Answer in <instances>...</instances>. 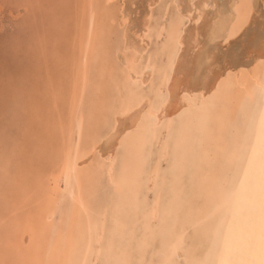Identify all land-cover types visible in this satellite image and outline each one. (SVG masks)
<instances>
[{"label": "bare ground", "instance_id": "obj_1", "mask_svg": "<svg viewBox=\"0 0 264 264\" xmlns=\"http://www.w3.org/2000/svg\"><path fill=\"white\" fill-rule=\"evenodd\" d=\"M156 1L147 0V6L151 7ZM112 2L114 0H104L105 7H109ZM251 2L252 0H229L228 5L227 3V6L225 5L227 8L223 7L227 9L226 14L215 8L217 0L188 2L184 7L183 16L190 19L192 26L183 34L180 18L170 22L165 43L167 62L158 70L159 81L155 85L152 80L155 65L149 62L141 64L142 53L147 49L150 38L148 24L150 13L149 11L146 13V22L142 24L144 28L135 31L134 37L139 45L130 39L126 40L123 46L121 61L125 75L118 81L121 86L116 84L115 87L121 97L118 98V107L112 112L114 124L110 132L98 133V130L86 134V144L83 146L77 136L80 133L79 121L75 112L71 113L70 121L73 123L77 120V123L74 122V125L70 123V133L78 129V134L75 135L78 141L72 143L73 150L69 151L67 160L63 157L65 164L61 170L57 169L60 170L59 175L51 179L54 184L52 194L36 210L35 221L26 223V226L23 224L26 228L21 230L12 227L11 237L15 246L13 254L22 259L20 264L22 261H25V264H90L102 255L105 257V264H129L130 241L140 221L142 236L137 243L145 248L149 234L155 236L157 234V238L160 237L162 241L160 259L157 262L147 261L145 264H172L178 258H183L185 264H264V42L260 40L248 50L250 60H247V63L225 62L226 64L216 71L213 69L216 67H213L214 63L209 61L214 59L217 45L212 47L211 44H205L206 40L210 43L218 39L228 42L240 35L239 32L254 13L255 5L252 6ZM262 5L264 7V0ZM178 7L183 9L181 3H178ZM208 8L214 9L210 11ZM100 12H105V8ZM110 14L106 10L104 16L112 22L114 14L112 12ZM121 21L124 24L128 17L124 14ZM84 46L85 51L87 43ZM126 51H130V54L127 55ZM85 58L83 57V62ZM204 62L208 65L205 71L197 76L199 68L195 66L201 68ZM148 82L154 85L151 89L154 93L151 96L153 98L146 96L139 89ZM72 102L75 103V98ZM218 104L219 107H215ZM176 115L180 121L176 123L178 132L174 138V148L177 151L175 154L177 164L173 166L180 171L176 172L175 177L181 178L180 172L184 173L181 171L182 166L189 160L192 152L195 174L199 176L201 197L207 198L209 204L201 214L193 216L188 222L190 229L194 227L199 229L195 233H199L200 236L194 234L195 238L199 237L196 240L200 246L198 253L191 252L192 244L189 245V249L186 248V227L177 228L176 223L172 225L161 223L166 218L176 215V212L170 215L173 202L165 208L161 205L158 194L149 199L141 191L142 182L145 180L148 191L159 186L160 182L156 181L158 178L150 175L151 172L149 174L147 171L144 175L146 178L143 179L145 164L151 153L148 148L161 123L166 118ZM72 137L73 135L71 139ZM105 137H107L105 144L100 145ZM96 153H99L98 158L101 157V161L99 160L93 169L89 163ZM222 160L225 165L222 164ZM218 164L224 168L220 165L218 167ZM57 165L59 166L58 163ZM146 169L148 170L147 167ZM158 171L160 172H157V177L158 173L164 172L159 169ZM102 173L116 193L115 199H110L112 201L109 204L111 211L109 226H99V222L93 218L97 216H93L88 204V197L94 194L98 176ZM163 175L161 174V177ZM161 177L159 179H162ZM168 182L164 184L167 185ZM63 188H68L69 196L64 195L65 198L62 196L68 199V206H62L64 209L67 208V211L57 222L55 220L57 206L63 201L59 204L61 196L58 192ZM177 189L178 187L173 189V197L176 198L179 194L175 193L178 192ZM202 206H205L204 203ZM97 218L101 221L99 217ZM167 221L168 219L166 223ZM107 233L109 235L106 246L101 249L103 252L99 255L94 247L101 244ZM46 236L51 240L47 245L49 247L45 246ZM192 236L191 239L195 241ZM187 239L189 244V238ZM115 245L118 246L117 252L114 251ZM139 257H143V252H139Z\"/></svg>", "mask_w": 264, "mask_h": 264}, {"label": "rangeland", "instance_id": "obj_2", "mask_svg": "<svg viewBox=\"0 0 264 264\" xmlns=\"http://www.w3.org/2000/svg\"><path fill=\"white\" fill-rule=\"evenodd\" d=\"M197 1L157 0L156 4L154 3L149 7L146 3L147 0H114L109 7H105L104 0H0V220H2L0 221V232L2 233H0V264H20L21 258L13 254V247L15 246L13 237H11V235L13 236L12 230L16 227L17 230H21L26 228V223L35 221L37 218L35 216L36 210L44 204L54 190L52 177L56 178V175H59L62 166L65 164L63 163L64 159L67 160L68 155L73 150L72 143L74 144L79 140L84 146L86 144V134L98 130V133L108 134L110 132V128L114 124L112 112L118 107V98L121 97L115 87L116 84L121 86L118 81H121L125 75V68L121 61L124 51L123 46L126 40L130 39L139 45L135 38V31L138 32L144 28L142 24L146 22V13L148 11L150 13L148 22L150 38L148 39L147 49L142 53L141 64L149 62L155 65V72L152 75L153 84L155 85L159 81L158 70L162 69L167 62L165 43L167 42L168 26L171 21L180 18L182 20L180 28L185 34V30L191 28L192 23L188 17L183 16L184 7L188 2L196 3ZM228 1L217 0V3L222 4L220 6L216 3L215 8L217 11L226 14L227 9L225 8H227ZM262 2L263 0H252V6L255 5L253 7L254 13L239 32L240 35H237L234 39L228 42H222L218 39L212 41V43L206 42L205 39V44H211L212 47L217 45L214 50L215 60L209 61V63H214L213 67L216 66L215 68L212 67L215 69L214 71L223 67L226 63H247L250 60L247 54L248 50L258 41L262 40L264 42V7ZM178 3H181L183 9L178 7ZM103 8H105V12L107 10V13L112 12L114 14V21L111 22L107 19L104 16L105 12H100ZM208 9L211 11L214 8ZM124 14L128 17V21L122 24L121 19ZM89 15L92 16L89 17ZM98 16L102 17L98 18ZM86 43L88 47L84 51V44ZM125 53L128 55L130 51ZM83 57H86L84 62ZM207 65L208 63L204 62L201 68L195 66L199 68L197 76L205 71ZM153 84L148 82L139 89L143 94L151 97L154 95L153 90H151L154 88ZM120 90L122 93L124 92L122 87ZM73 95L76 97H72ZM73 98H75V103L72 102ZM250 104H252L251 101ZM215 107L218 108L219 104ZM74 112L80 125L78 127L79 134L78 129L72 131L74 134L70 133L69 125L72 123L70 115ZM175 117H168L163 121L164 123H161L154 140L148 148L149 153H151L145 164L148 170L145 167L143 179L146 178L144 175L151 172L150 175H154L155 179L158 178L156 181L160 182L159 186L148 191L145 180L142 182L143 188L141 187V191L149 199L154 197V194H158L161 198H159L161 205L164 207L170 206L173 202L170 212H176V215L166 218L165 222L162 221L161 223L167 225L176 223L174 225L177 228L186 227V248L189 249V245L192 244V247L190 246V249H193L191 252L198 253L200 246L199 241L196 240L199 237L195 238L194 234L199 229L197 227L192 228L193 226L190 229L188 222L193 216L201 214L209 204L207 198L201 197L202 191L199 176L195 174L192 152L189 160L182 166L181 171L184 173L180 172L181 176L179 177L181 178L175 177L176 172L180 171L175 168V164H177L175 154L177 151L174 148V138L178 132L176 123L180 121L177 115ZM77 120L74 121L75 124ZM101 130L103 132H100ZM71 135H73L72 139ZM75 135L78 136V140H76ZM106 138H103L100 145L105 144ZM63 151L65 152L63 153ZM99 156V153L94 154L89 163L91 168L94 167L93 169H95L97 162L101 161V157L98 158ZM160 163L161 166H159ZM220 164H218V167L222 166L224 168ZM222 164L225 165L224 162ZM178 166H180L179 163ZM58 168L60 170H57ZM158 169L162 172L164 170L165 173H161L164 174L162 177L159 173V177H157V172H160ZM160 177L162 179H159ZM26 180L30 182L27 183ZM106 180L107 177L103 173L99 174L98 185L94 194L88 197L91 213L101 220L98 221L97 217H93L99 222V226H109L111 224L109 204L112 201L110 199L116 196ZM163 181L170 182L165 185L166 183ZM182 182L186 183L181 184ZM162 184L165 186L163 187ZM160 186L164 188L163 191ZM176 187H178L176 190L178 192L175 193L180 194H178V198L173 197V189ZM38 192L39 194H37ZM47 192L48 194H46ZM58 193L61 196L59 204L63 201L60 206H57L55 215L57 222L64 217L63 215L67 211V208L64 209L62 206H68V199H64L66 195L69 196L68 188L60 189ZM61 193L64 194L61 195ZM43 195L45 196L43 197ZM34 199L37 201H34ZM202 202L205 206H202ZM201 206L203 209H201ZM173 213L170 215H173ZM25 214L28 215L25 216ZM189 215L191 216L188 217ZM55 220L54 222H56ZM140 222L130 241L129 264H139L140 262L145 264L147 261L157 262L161 254L159 253L162 246L161 238H157V234L156 236L149 234L148 243L146 242V247L143 248L142 244L137 243L142 236ZM197 234L199 235V233ZM108 235V233L105 234L101 244H96L94 247L95 252H98L99 255L103 252L102 248L106 246ZM191 235H193L192 238H195V241L191 239ZM46 237L47 240H45ZM46 237L44 238L45 246L49 245L51 241L48 236ZM187 237L189 238V244ZM116 241H118L117 238ZM116 250L118 251L117 245L114 247V251ZM139 252H143L142 258L139 257ZM103 257V255L100 256L99 259L90 264H99V262L105 264V257ZM183 261V258H178L172 264H185ZM22 262L25 264V261Z\"/></svg>", "mask_w": 264, "mask_h": 264}]
</instances>
